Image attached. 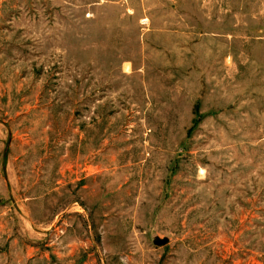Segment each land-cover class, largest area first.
Here are the masks:
<instances>
[{
    "label": "rangeland",
    "instance_id": "374dc122",
    "mask_svg": "<svg viewBox=\"0 0 264 264\" xmlns=\"http://www.w3.org/2000/svg\"><path fill=\"white\" fill-rule=\"evenodd\" d=\"M0 264H264V0H0Z\"/></svg>",
    "mask_w": 264,
    "mask_h": 264
}]
</instances>
